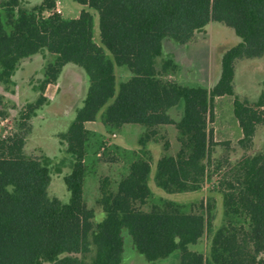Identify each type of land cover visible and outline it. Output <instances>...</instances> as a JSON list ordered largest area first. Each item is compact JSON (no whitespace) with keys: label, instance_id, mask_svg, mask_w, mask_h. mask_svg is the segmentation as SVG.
<instances>
[{"label":"trees","instance_id":"16d2710c","mask_svg":"<svg viewBox=\"0 0 264 264\" xmlns=\"http://www.w3.org/2000/svg\"><path fill=\"white\" fill-rule=\"evenodd\" d=\"M55 1L27 7L20 0H0V84H11L24 58L41 50L53 55L41 95L24 107L21 118L28 120L63 65L72 63L84 71L82 105L60 134L74 159L63 177L69 199L62 203L49 197L47 166L24 153L29 125L22 133L0 138V264H39L40 259L47 264H120L124 233L149 262L175 252L177 264H264L259 256L264 253V151L243 156L220 181L225 221L216 229L210 210L206 216L184 212L171 200L148 211L139 209L151 194L146 153L129 163L114 190L100 185V221H93L94 211L83 201L86 146L96 135L84 123L94 121L102 109L107 131L124 124L146 129L174 125L179 148L175 155H162L154 173L155 184L169 193L196 190L203 180L213 144L207 114L214 97L233 96L241 131L238 145L251 147L257 126L264 125V82L256 100L249 101L234 95L233 79L237 60L264 54V0H73L86 7L76 17L43 15L55 8ZM90 10L97 15L99 43ZM211 21L232 28L240 38L223 53L217 82L207 89L164 79L169 66H177L165 60L157 67L163 39L185 44ZM115 66L129 72L117 85ZM3 102L0 94V117L5 115ZM179 103L182 115L174 121L168 110ZM206 233L207 254L189 248Z\"/></svg>","mask_w":264,"mask_h":264},{"label":"rangeland","instance_id":"374dc122","mask_svg":"<svg viewBox=\"0 0 264 264\" xmlns=\"http://www.w3.org/2000/svg\"><path fill=\"white\" fill-rule=\"evenodd\" d=\"M20 2L30 7L39 5L42 0H20ZM85 8L73 0H56L55 8L44 11L43 15L57 12L62 17L72 18L79 13V10ZM90 11L94 15V40L99 43L97 15L95 11ZM237 41L238 37L232 28L211 21L204 28L196 31L191 40L185 44L176 43L168 38L163 39L161 54L156 58L157 67L163 61L170 60L177 67L174 69L169 66L167 72L163 74L164 79L181 85H200L211 89L219 51L226 46L234 45ZM193 50L196 52L197 64L204 65L205 61L211 63L212 81H207L205 68L198 69V66L189 65L190 53ZM175 58H178L181 63ZM52 59L53 55L46 50L24 58L17 66L18 71L14 82L7 87L0 84V94L4 96L2 110L5 112V115L0 117L2 121L0 137L14 132L22 133L29 125L25 153L39 158L47 166L51 179L47 188L49 197H56L62 203H66L69 192L66 190L63 177L70 172L74 159L66 151V144L60 134L65 131L72 113L74 116L77 110L69 104L73 103L74 106L79 104L80 94L83 92V80L76 72L69 73L67 77L62 75L58 82H54L59 90L67 93L61 101H45L28 120L21 118L26 113L25 105L34 103L41 95L40 87L44 70ZM116 69L119 68L116 67ZM116 74L119 78L123 77L120 70H116ZM74 82L76 85L73 88ZM263 82L264 55L261 58L242 60L236 64L233 79L234 95L254 101L262 90ZM49 89L47 97L52 95ZM232 101V95L217 96L212 100L210 113L207 114V129L211 133L213 144L205 160L203 180L199 188L192 191L169 193L154 182L155 168L159 158L164 154L175 155L179 148L178 134L173 124H161L152 129H146L139 124H127L123 128L112 131L94 132L96 135L89 137L86 146L83 178V201L87 207L93 209V221L98 222L104 216L96 202L100 195V185L106 184L114 190L117 182L126 174L129 163L138 156L146 157L148 154L150 172L147 184L151 194L143 204L138 205L139 209L148 211L153 205H161L163 200H171L180 204L184 212L202 213L206 216L210 210L213 215L212 226L215 229L218 228L225 221L220 181L225 176H229L231 169L243 156L264 151V125L257 126L250 148L243 149L238 145L241 131L233 115ZM168 114L174 121L179 120L182 115V104L171 107ZM96 120L95 123H89L86 126L93 128L99 125L101 114ZM123 235L124 247L120 264H177L175 252L157 261H147L135 249L130 236L127 233ZM209 246L210 236L206 233L198 242L189 245V248L207 254ZM259 256L264 259V253H260ZM39 264H47V262L40 259Z\"/></svg>","mask_w":264,"mask_h":264},{"label":"crops","instance_id":"0c3cea01","mask_svg":"<svg viewBox=\"0 0 264 264\" xmlns=\"http://www.w3.org/2000/svg\"><path fill=\"white\" fill-rule=\"evenodd\" d=\"M80 11V10H79ZM78 15V14H77ZM76 15V16H77ZM75 16V17H76ZM208 24V23H207ZM204 28V27H203ZM202 29V28H201ZM237 36V35H236ZM238 37V36H237ZM238 42H240V38L238 37V41L235 43V44H237ZM234 44V45H235ZM234 45H232V46H234ZM232 46H230V47H232ZM230 47H227L226 46V48H223L221 51H219V54H218V56H217V60H216V64H215V68H214V79H213V85L217 82V80H218V78H219V76H220V72H221V57H222V55H223V53L227 50V49H229ZM196 52L193 50L192 51V53H190V63H189V65L190 66H193V67H197L198 66V69H200V68H205L206 69V75H207V77H208V79H207V81L209 82L210 80H211V77H210V64L211 63H209V62H207V61H205L204 63V65H202V64H197V62H196ZM35 55V54H34ZM34 55H31V56H34ZM264 55V54H263ZM30 57V56H29ZM258 58H261V57H258ZM176 60H178V58H175ZM251 59H254V58H251ZM207 60V59H206ZM244 61V60H248V59H239V60H237L236 62H235V68H236V64L239 62V61ZM179 61V60H178ZM180 62V61H179ZM20 63V62H19ZM181 63V62H180ZM18 66V65H17ZM116 67L117 66H115V68H114V72H115V78H116V85L121 81V80H124V79H126L128 76H129V72H128V70L126 69V68H124V67H118L119 69H116ZM116 70H120V72L122 73V78H119L118 77V75L116 74ZM18 71V68L16 67V69L14 70V72H13V74H12V76H11V83L12 82H14V78H15V74H16V72ZM72 72H76L77 73V75H79L80 77H81V79L83 80V92H81V94H80V98H79V104L80 103H82L83 102V99H84V96H85V92H86V88H87V78H86V75H85V73H84V71L80 68V67H78V66H76V65H74V64H72V63H67V64H65V65H63L62 66V68H61V72H60V74H59V76H58V78L56 79V81H55V83L56 82H58L59 81V78L62 76V75H65L66 77L68 76V74L69 73H72ZM234 75H235V69H234ZM70 77L69 78H71V75H69ZM210 77V78H209ZM212 81V80H211ZM73 84V88L75 87V85H76V83L74 82V83H72ZM81 84V83H80ZM50 88V89H49ZM51 90L52 91V95H50V97H47V90ZM50 91V92H51ZM67 94V93H66ZM65 91H61V89L59 90L58 89V85L57 84H55L54 85V82L53 83H50V84H47L46 86H45V91H43V93H42V95L45 97V100H44V102L45 101H47V102H59V101H61V98L62 97H64L65 95ZM2 95V94H1ZM4 97V96H3ZM72 103V102H71ZM78 104V105H79ZM78 105H76V106H74V104L72 103V104H69V106H71V107H75L76 109H78L80 106H78ZM82 105V104H81ZM102 111H103V109L98 113L99 115L102 113ZM60 112V111H59ZM74 112V111H73ZM97 114V117H96V119L98 118V115ZM72 117H73V113H72V116H71V119L69 120V122H68V124L70 123V121L72 120ZM94 120V121H87V122H85L84 123V127L87 129V130H90V131H92V132H100V133H102L103 132V130H106L105 129V127H104V125L102 124V122L99 124V125H96L95 127H93V128H88L87 126H86V124H89V123H95L97 120ZM2 124V121H0V125ZM68 124H67V126H68ZM127 124H124V125H122V126H120L119 127V129L120 128H123L124 126H126ZM67 126H66V128H67ZM66 130V129H65ZM114 134V136H116V134L115 133H113ZM1 138V137H0ZM25 141H26V138H25ZM25 143H24V146H23V151H24V153H25ZM26 154V153H25ZM98 154V153H97ZM71 171V170H70ZM51 180V179H50ZM50 183V182H49ZM48 188V187H47Z\"/></svg>","mask_w":264,"mask_h":264}]
</instances>
